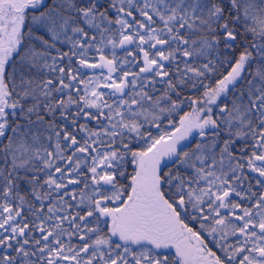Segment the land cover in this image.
<instances>
[{
    "label": "snow or ice",
    "instance_id": "snow-or-ice-1",
    "mask_svg": "<svg viewBox=\"0 0 264 264\" xmlns=\"http://www.w3.org/2000/svg\"><path fill=\"white\" fill-rule=\"evenodd\" d=\"M0 264H264V0H0Z\"/></svg>",
    "mask_w": 264,
    "mask_h": 264
}]
</instances>
